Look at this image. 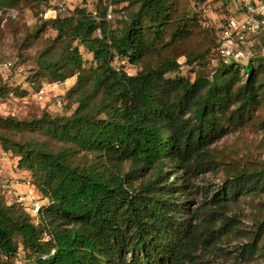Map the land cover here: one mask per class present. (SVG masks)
Listing matches in <instances>:
<instances>
[{
  "label": "trees",
  "instance_id": "obj_1",
  "mask_svg": "<svg viewBox=\"0 0 264 264\" xmlns=\"http://www.w3.org/2000/svg\"><path fill=\"white\" fill-rule=\"evenodd\" d=\"M124 2L120 18H106ZM46 29L54 35L31 87L75 81L62 114L0 115V159L16 158L46 200L35 216L0 193V264L22 254L27 264H202L228 241L240 244L229 264L254 259L264 248V162L233 164L212 144L247 125L264 132V56L169 75L181 67L177 47L189 64L215 47L186 0H99L46 18L35 33ZM115 58L139 67L129 73ZM219 168L223 183L195 195V179ZM241 197L259 198L252 227Z\"/></svg>",
  "mask_w": 264,
  "mask_h": 264
},
{
  "label": "rangeland",
  "instance_id": "obj_2",
  "mask_svg": "<svg viewBox=\"0 0 264 264\" xmlns=\"http://www.w3.org/2000/svg\"><path fill=\"white\" fill-rule=\"evenodd\" d=\"M98 1L24 0L19 7L13 8L17 10L16 16L8 15L7 20L0 24V63L6 60L14 62L13 68L6 71L4 76H0V115H14L18 118L32 119L41 116L45 111L53 114L65 112V102L61 105V98L65 97L66 91L75 81V76L62 83L50 84L46 80H40L35 88L30 85L29 76L36 67V57L47 44L48 38L54 35L51 29L43 30L39 34H36L35 31L42 26L43 20L53 18L50 15L53 10H56L59 14L83 4H86L90 10H94ZM186 1L189 13L197 17L198 23L201 24L203 29L207 30L211 37V44L214 45L219 24V19L216 17L218 16L217 13L213 12L211 17L204 18L189 0ZM125 4L124 2L113 5L114 10L111 20L120 18V15L126 12L122 9ZM201 36L203 34L195 36V39L192 40L193 44L201 43ZM183 52L181 47L175 49L181 67L178 72L169 75L180 74L194 78L200 70L212 73L220 59L214 50L208 52L204 59L189 64ZM113 64L129 73H135L139 67L119 58H115ZM241 64H248V59L243 58ZM40 85H42L41 88L44 89V92L39 96L37 91ZM23 90L26 92L25 95H20L19 91L22 92ZM39 138L44 139L42 136H39ZM212 148L219 158L233 164H258L264 162V132L257 130L252 125H247L214 142ZM225 174L226 171L222 168L202 174L195 179V195L202 194L208 187L214 188L221 185L226 177ZM27 178L28 175L25 170L17 167L16 158L6 156L0 159V193L4 194L8 203L18 201L26 206H30L34 201H40V204L46 203V200L42 198L36 189L35 197H29L32 186L28 185ZM240 200L239 209L237 210L242 214L245 225L252 227L254 217L252 206L259 198L241 197ZM239 246L238 241L225 242L207 255L202 264H218L219 262L229 264L235 259L232 257L234 253L231 252ZM21 258L22 262L20 264L29 263L26 254H22ZM238 264H264V248L251 261H239Z\"/></svg>",
  "mask_w": 264,
  "mask_h": 264
},
{
  "label": "built area",
  "instance_id": "obj_3",
  "mask_svg": "<svg viewBox=\"0 0 264 264\" xmlns=\"http://www.w3.org/2000/svg\"><path fill=\"white\" fill-rule=\"evenodd\" d=\"M190 3L204 18L211 17L213 12L217 13L219 24L214 50L224 62L241 63L243 58L264 56V0H190ZM16 14L15 9L7 10L0 7V23L5 22L8 15L16 16ZM50 15L55 18L58 13L53 10ZM106 18H112V5H109ZM12 66V60L1 62L0 74L11 69ZM43 92L44 89L40 88L39 96ZM29 186H32L29 197H35L34 186L31 184ZM41 205L40 201H34L28 207L32 214L37 216ZM18 257L22 262L21 255Z\"/></svg>",
  "mask_w": 264,
  "mask_h": 264
},
{
  "label": "crops",
  "instance_id": "obj_4",
  "mask_svg": "<svg viewBox=\"0 0 264 264\" xmlns=\"http://www.w3.org/2000/svg\"><path fill=\"white\" fill-rule=\"evenodd\" d=\"M74 83V82H73Z\"/></svg>",
  "mask_w": 264,
  "mask_h": 264
}]
</instances>
